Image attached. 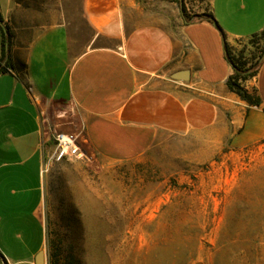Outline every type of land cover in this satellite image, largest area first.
Returning a JSON list of instances; mask_svg holds the SVG:
<instances>
[{
	"label": "crops",
	"instance_id": "1",
	"mask_svg": "<svg viewBox=\"0 0 264 264\" xmlns=\"http://www.w3.org/2000/svg\"><path fill=\"white\" fill-rule=\"evenodd\" d=\"M185 5L194 7L192 17L137 22L122 0H84L91 40L60 24L24 57L10 56L0 75V264H41V254L46 264L43 176L53 147L45 148V104L75 110L90 149L111 162L138 159L166 136H203L199 146L208 154L264 141V58L243 82L259 105L227 86L234 73L228 47L264 31V0ZM183 72L188 81L174 79Z\"/></svg>",
	"mask_w": 264,
	"mask_h": 264
},
{
	"label": "rangeland",
	"instance_id": "2",
	"mask_svg": "<svg viewBox=\"0 0 264 264\" xmlns=\"http://www.w3.org/2000/svg\"><path fill=\"white\" fill-rule=\"evenodd\" d=\"M122 2L137 22L174 23L179 12H195L185 0ZM83 4L11 0L2 13L8 5L0 0L9 55L24 57L38 36L60 24L91 40ZM263 47L264 37L255 46L237 41L229 50L250 60ZM42 121L46 139L73 136L81 153L45 163L46 264H264V141L242 150L224 144L208 154L199 146L203 136H166L138 159L111 162L90 149L68 104H45ZM52 147L50 141L45 148Z\"/></svg>",
	"mask_w": 264,
	"mask_h": 264
},
{
	"label": "trees",
	"instance_id": "3",
	"mask_svg": "<svg viewBox=\"0 0 264 264\" xmlns=\"http://www.w3.org/2000/svg\"><path fill=\"white\" fill-rule=\"evenodd\" d=\"M1 33V56H0V75L6 73V70L10 67V55H9V42L7 41L8 31L0 27ZM264 37V31L251 39L254 46L259 40ZM264 58V47L261 53L257 57H253L247 60L244 57L235 58L230 53L228 47V59L234 68L233 75L229 78L227 86L229 90L238 95L243 101H246L251 106H257L260 104V98L255 91H249L243 86V82L252 79L258 73V69Z\"/></svg>",
	"mask_w": 264,
	"mask_h": 264
},
{
	"label": "built area",
	"instance_id": "4",
	"mask_svg": "<svg viewBox=\"0 0 264 264\" xmlns=\"http://www.w3.org/2000/svg\"><path fill=\"white\" fill-rule=\"evenodd\" d=\"M49 141L53 143L51 159L55 162L77 159L81 157L80 149L73 136L57 133L51 134Z\"/></svg>",
	"mask_w": 264,
	"mask_h": 264
},
{
	"label": "water",
	"instance_id": "5",
	"mask_svg": "<svg viewBox=\"0 0 264 264\" xmlns=\"http://www.w3.org/2000/svg\"><path fill=\"white\" fill-rule=\"evenodd\" d=\"M174 79L182 80V81H188L189 80V75H188L187 72H183V73L178 74L177 76H174ZM43 256H44L43 254L40 255L41 264H43V258H44Z\"/></svg>",
	"mask_w": 264,
	"mask_h": 264
}]
</instances>
